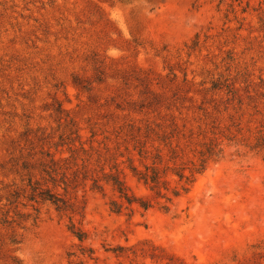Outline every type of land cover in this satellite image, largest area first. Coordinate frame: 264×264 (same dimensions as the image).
Returning <instances> with one entry per match:
<instances>
[{"label": "rangeland", "instance_id": "1", "mask_svg": "<svg viewBox=\"0 0 264 264\" xmlns=\"http://www.w3.org/2000/svg\"><path fill=\"white\" fill-rule=\"evenodd\" d=\"M147 124L223 148L171 202L128 169L131 126ZM263 135L264 0H0V207L26 187L24 160L92 139L152 203L115 212L110 188L50 185L88 238L21 197L38 218L0 222V264H264V149L249 146Z\"/></svg>", "mask_w": 264, "mask_h": 264}, {"label": "trees", "instance_id": "2", "mask_svg": "<svg viewBox=\"0 0 264 264\" xmlns=\"http://www.w3.org/2000/svg\"><path fill=\"white\" fill-rule=\"evenodd\" d=\"M228 92L235 93L231 88H228ZM131 131L129 135L130 142H132L131 154L126 159L128 169L139 181L165 198L166 202H171L173 197L180 196L182 192H188L196 178L206 170L208 164L220 157L223 152V148L216 140L195 142L194 133L186 135L178 127L167 131L159 125L147 124L137 128L133 125ZM94 136L95 133L92 134V138ZM93 142L92 139L88 148L84 143H81L79 148H73V145L69 146L71 152L69 160L68 158L57 159L56 153H52L50 150L41 151L43 157L39 159L37 166L24 160L20 167V177L22 180H26V187L21 191V188L14 186L8 192L7 203L0 207L2 216L0 222L21 224L22 221L18 220L32 219L34 222L37 220L38 208H34V216L16 212L20 204L26 206L25 203L18 201L21 197L35 203L49 202L58 211L70 213L69 230L83 241L88 238V235L74 220V215L78 213L79 207L71 202V198L63 197L55 192L50 185L62 186L67 193L70 187L86 185L89 180L92 181V190L103 193L107 188H110L117 195V198L110 201V207L115 212L122 211L123 207L133 211L135 204H138L143 210L149 209L152 203L131 192L123 176L124 169H120V164L115 157H107V152L103 153L101 149H97ZM249 146L251 149H264V135L258 137L256 142ZM129 148L128 146L126 149ZM104 149L108 148L104 147ZM191 153L193 157H189ZM166 155H168V159L165 160ZM135 157L140 164L135 163ZM63 161L64 164H61ZM70 169H73L72 172L68 171ZM171 176L178 177L182 184L171 189ZM164 190L170 191L172 195L163 193ZM6 205L14 207L13 219H10V210H5ZM162 207L168 209L166 204ZM12 242L17 243L16 239H12ZM263 257L259 253L258 258Z\"/></svg>", "mask_w": 264, "mask_h": 264}]
</instances>
